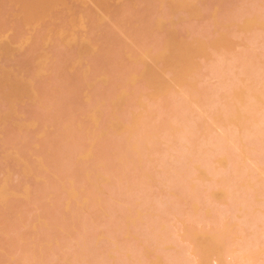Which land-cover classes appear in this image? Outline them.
<instances>
[{
    "label": "rangeland",
    "instance_id": "obj_1",
    "mask_svg": "<svg viewBox=\"0 0 264 264\" xmlns=\"http://www.w3.org/2000/svg\"><path fill=\"white\" fill-rule=\"evenodd\" d=\"M23 1L0 0V264H264V0Z\"/></svg>",
    "mask_w": 264,
    "mask_h": 264
},
{
    "label": "bare ground",
    "instance_id": "obj_2",
    "mask_svg": "<svg viewBox=\"0 0 264 264\" xmlns=\"http://www.w3.org/2000/svg\"><path fill=\"white\" fill-rule=\"evenodd\" d=\"M22 1H23V0H22ZM53 1H54V0H53ZM64 1H65V0H64ZM97 1H98V0H97ZM100 1H102V0H100ZM23 2H24V1H23ZM30 2H31V1H30ZM42 2L44 3V0H42V1L40 2V4H42ZM48 2H50V1H48ZM94 2H95V1H94ZM108 2H109V1H108ZM25 3H26V2H25ZM45 3H46V2H45ZM45 3H44V4H45ZM70 3H71V2H70ZM72 3H73V2H72ZM95 3H96V2H95ZM98 3H100V2H98ZM98 3H97V5H98ZM105 3H106V2H105ZM27 4H28V2H27ZM31 4H32V3H31ZM37 4H38V3H37ZM64 4H65V3H64ZM29 5H30V4H29ZM17 6H18V5H17ZM37 6H38V5H37ZM41 6H44V5H41ZM12 7H13V6H12ZM21 7H22V6H21ZM25 7H26V6H25ZM33 7H34V6H33ZM39 7H40V6H39ZM44 7H45V6H44ZM49 7H50V6H49ZM41 8H42V7H41ZM25 10L28 11L27 8H26ZM27 11H26V12H27ZM32 11H33V10H32ZM32 11H31V13H32ZM46 11H47V10H46ZM35 13H36V12H35ZM66 13H67V11H66ZM92 14H93V12H92ZM25 15H26V14H25ZM28 15H29V11H28ZM28 15H27V16H28ZM48 15H49V14H48ZM58 15H59V14H58ZM76 15H77V14H76ZM91 16H92V15H91ZM91 16H90V17H91ZM29 17H30V16H29ZM32 19H33V18H32ZM88 19H89V18H88ZM94 19H96V18H94ZM65 20H66V19H65ZM27 21H28V20H27ZM47 22H48V21H47ZM57 23H59V21H58ZM94 23H95V22H94ZM55 25H56V23H55ZM87 25H88V23H87ZM100 25H101V24H100ZM96 26H97V25H96ZM103 26H104V25H103ZM105 26H106V24H105ZM106 28H107V27H106ZM106 28H105V29H106ZM20 29H21V28H20ZM107 29H109V28H107ZM98 30H99V29H98ZM109 30H110V29H109ZM109 30H107V31H109ZM23 33H24V32H23ZM89 33H90V32H89ZM106 33H107V32H106ZM106 33H105V34H106ZM108 34H109V36H110L111 32H110V33H107L106 36H108ZM87 36H88V35H87ZM90 36H91V34H90ZM109 36H108V37H109ZM15 37H16V36H15ZM18 37H19V36H18ZM12 38H13V36H12ZM33 38H34V37H33ZM109 38H110V37H109ZM105 39H106V37H105ZM92 40H93V39H92ZM109 41H111V40H109ZM109 41H108V39H107L108 44H109ZM102 42H103V41H102ZM29 44H30V43H29ZM31 44H32V43H31ZM25 47H26V46H25ZM106 47H109V45H107ZM72 48H73V47H72ZM25 49H27V48H25ZM20 54H21V53H20ZM22 55H23V53H22ZM263 59H264V57H263ZM15 70H16V69H15ZM93 74H95V73H92V75H93ZM89 75H90V74H89ZM92 75H91V76H92ZM98 75H99V74H98ZM95 76H96V75H95ZM89 77H90V76H89ZM184 83H185V82H184ZM185 85H186V84H185ZM185 85H184V87H185ZM186 88H187V87H186ZM186 88H185V89H186ZM188 88H189V87H188ZM193 89H195V88L193 87ZM193 89H192V90H193ZM195 91H196V90H195ZM192 92H193V91H192ZM189 93H190V92H189ZM198 94H199V93H198ZM189 95H190V94H189ZM191 95H192V94H191ZM187 96H188V95H187ZM249 105H250V104H249ZM247 108H248V106H247ZM247 108H246V109H247ZM250 108H251V106H250ZM250 108H249V109H250ZM249 109H248V110H249ZM244 111H245V109H244ZM250 111H251V110H250ZM250 111H249V112H250ZM245 113L248 114V111H247V112L245 111ZM229 114H230V113H229ZM229 114L227 113V115H229ZM241 114H242V113H241ZM227 115H226V116H227ZM249 115H252V114L250 113ZM226 116H225V118H226ZM252 116H253V115H252ZM241 117H242V116H240V119H241ZM243 117H244V115H243ZM243 117H242V118H243ZM245 117H247V119H244ZM245 117H244L243 119H244L245 122H246V121L249 120V116H245ZM225 118H224V119H225ZM251 118H252V117H251ZM254 119H255V118H254ZM226 120H227V119H226ZM244 120H243V121H244ZM259 120H264V119H263V118H260ZM251 121H252V120H251ZM231 122H232V121H231ZM238 122H239V121H238ZM241 122H242V120H241ZM262 122H263V121H262ZM247 123H248V122H247ZM258 123L260 124L259 121H258ZM182 124H184V123H182ZM185 124H186V123H185ZM237 124H238V123H237ZM261 124L263 125L264 122L261 123ZM261 124L258 125V127L261 126V127H259L260 129L258 128L259 131H260L259 134H262V132H263V130H264V129L262 128V125H261ZM242 125H243V124H242ZM244 125H245V123H244ZM184 126H186V125H184ZM245 126H246V125H245ZM245 126H244V127H245ZM186 127H188V126H186ZM186 127H184V128H186ZM242 127H243V126H242ZM244 127H243V128H244ZM177 128H178V127H177ZM243 128H242V129H243ZM188 129H189V127H188ZM261 129H262V130H261ZM180 130H181V131H180ZM180 130H179V128H178V130L175 129L176 132L179 131V132L181 133V135H182V132H183V131L185 132L186 129H185V130H182L181 127H180ZM166 131H167V130H166ZM189 131H190V130H189ZM184 132H183V133H184ZM177 133H178V132H177ZM180 133H178V134L180 135ZM254 133H256V131H255ZM254 133H253V135H255ZM184 134H185V133H184ZM225 134L227 135V134H229V133H225ZM256 134H257V133H256ZM263 135H264V132H263L262 136H263ZM255 136H257V135H255ZM182 138H184V137L182 136ZM225 138H226V137H225V135H224V139L221 138V139H220L221 141L218 140V141H220V144L223 145V143H224V145H225V146L223 145V146H224V149H225V147L227 148L226 143H225V142H226V141H225ZM231 139H233V138H231ZM255 139H256V138H255ZM260 139H261V138L259 137V139L257 138L256 141H258V140H259V141L264 140V136L262 137L261 140H260ZM184 140H185V139H184ZM222 140H224V142H223ZM233 140H235V139H233ZM188 141L190 142L189 139H188ZM218 141H217V142H218ZM140 142H141V141H140ZM189 142H187V143H189ZM217 142H216V143H217ZM222 142H223V143H222ZM216 143H215V144L213 143L214 146L216 145ZM252 143H255V144H256V142L254 141V138H253V142H252ZM138 144H139V143H138ZM218 144H219V143H218ZM227 145H228V144H227ZM137 146H138V145H137ZM216 146H217V145H216ZM220 146H221V145H220ZM223 146H222V147H223ZM228 146H229V145H228ZM222 147H220V148H222ZM253 147L256 148V145H254ZM8 148H9V147H8ZM137 148H138V147H137ZM220 148H219V149H218V147H217V148H213V149H216V150L212 151V153H214L215 151H217V149H218V151H219V150L224 151V152L227 151V150H223V148H222V149H220ZM228 148H229V147H228ZM255 148H254V149H255ZM200 149H201V150H200ZM254 149L252 148V150H254ZM211 150H212V149H211ZM200 151H201V152H200ZM203 151L206 152V150H203ZM203 151H202V148H199V150H197V151L195 152V154L198 153V152H199V153H202ZM13 152H14V151H13ZM17 152H18V151H17ZM199 153H198V154H199ZM203 153H204V152H203ZM210 153H211V151L208 153V150H207V153H205V154H209V156H210ZM205 154H204V155H205ZM214 154H215V153H214ZM214 154H213V155H214ZM222 154H223V152H222ZM213 155H211L212 158H213ZM217 155H218V153H217ZM217 155H214V157L217 156ZM220 155H221V154H220V152H219V156H220ZM206 156H207V155H206ZM209 156H208V157H209ZM211 156H210V157H211ZM222 156H223V155H222ZM141 157H143V156L141 155ZM203 158H206V159H207L206 161H207L208 163L211 162V161H208L209 158L204 157V156H203ZM227 158H228V157H227ZM141 159H143V158H141ZM210 159H211V158H210ZM202 160H203V159L201 158V162H204V164H205L204 166H205V168H206V163H207V162H205L204 160L202 161ZM141 162H144V161H141ZM179 162H181V160H179ZM139 163H140V162H139ZM181 163H182V162H181ZM182 165H183V164H182ZM187 165H188V164H185L184 167H187ZM209 165L211 166L212 163H209ZM209 165H208V166H209ZM201 166L203 167V163L201 164ZM209 168H212V166L209 167ZM234 168H235V167H234ZM212 170H213V169H211V171H212ZM239 170H240V169L237 170V168H236V169L234 170V172L238 171V173H239V172H240ZM205 171H207V169H206ZM93 172H94V171H93ZM96 172H97V171H96ZM96 172H95V173H96ZM209 172H210V170H209ZM212 172H213V171H212ZM214 172H215V171H214ZM217 172H218V171H217ZM231 172H232V171H231ZM231 172H230V173H231ZM95 173H94V174H95ZM227 173L229 174L228 171H226L225 174H227ZM101 174H102V173H101ZM83 175H85V174H83ZM218 175H219V174H218ZM237 175H238V174L234 175V177H232V175H231L232 179L235 178V177H237ZM91 176H94V175L91 173ZM91 176H90V177H91ZM215 176H217V175H215ZM227 176H228V175H227ZM225 177H226V176H225ZM229 177H230V175H229L228 177H226V178H224V176H223L224 180L222 179V181L225 182L227 178L230 180ZM238 177H239V176H238ZM82 178H83V180H84V178L86 179V176H84V177H82ZM95 178H96V177H95ZM88 179H90V178H88ZM88 179L85 180V182H86L87 184H88V182H90V181L92 180V178L90 179V181H88ZM93 179H94V178H93ZM216 179H217V178H216ZM233 180H234V179H233ZM94 181H95V179H94ZM214 181H215V180H214ZM92 182H93V180H92ZM92 182H91V183H92ZM228 182H229V181H228ZM230 182H231V180H230ZM233 182H234V181H233ZM233 182H231V183H233ZM225 183H227V181H226ZM84 185H85V184H84ZM80 186H81V185H80ZM87 186L89 187V184H88ZM91 186H93V187H91ZM91 186H90V188H94L93 183H92ZM68 187H69V186H68ZM82 187H84V186L82 185ZM88 187H86V188H88ZM76 189H77V188H76ZM84 189H85V188H84ZM85 191H86V190H85ZM79 192L81 193V190H80ZM82 192H83V190H82ZM83 193H84V195H83ZM83 193L80 194V195H82V196H86V195H85L86 192H83ZM77 195H78V194H77ZM80 195H79V196H80ZM88 195H89V194H87V196H88ZM79 196H77V197H79ZM87 196H86V197H87ZM81 198H82V197L80 196V199H81ZM88 198H89V197H88ZM229 198H230V197H229ZM89 199L91 200V197H90ZM78 200H79V199H78ZM229 200H230V199H229ZM81 201H82V200H81ZM88 203H91L90 205H92V202L89 201V200H88ZM88 203H87V204H88ZM90 205H88L87 208L90 207ZM100 205L102 206L101 203H100ZM103 208H104V205H103ZM103 208L101 207V209H103ZM104 210L108 212V210H107L106 208H104ZM109 211H110V210H109ZM5 212H6V211H5ZM131 212H132V210H131ZM123 213H125V212H123ZM123 213H122V214H123ZM4 214H5V213H4ZM108 214H109V213H108ZM110 214H111V213H110ZM75 215H77V214H75ZM127 215H128V213H127ZM73 216H74V215H73ZM121 216H122V215H121ZM123 216H124V215H123ZM41 217H42V216H41ZM76 217H78V216H74V218H73V217H72V218L75 220ZM72 218H71V219H72ZM111 232H112V231H111ZM212 237H213V236H212ZM99 240H100V239H99ZM99 240H98V242H99ZM101 240H102V238H101ZM101 240H100V241H101ZM222 241H223V240H222ZM92 242H93V241H92ZM92 242L90 243L91 246L94 245V243H92ZM211 243H212V242H210V245H211ZM100 244H101V243H100ZM52 245H53V242H52ZM91 246H90V247H91ZM92 247H93V246H92ZM90 249H91V248H90ZM93 249H94V248H93ZM93 249H92V250H93ZM91 252H92V251H91ZM115 261H116V258H115ZM115 264H116V262H115ZM227 264H228V263H227Z\"/></svg>",
    "mask_w": 264,
    "mask_h": 264
}]
</instances>
